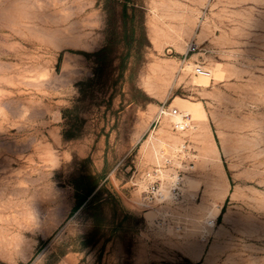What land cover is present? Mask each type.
Instances as JSON below:
<instances>
[{
	"label": "rangeland",
	"instance_id": "1",
	"mask_svg": "<svg viewBox=\"0 0 264 264\" xmlns=\"http://www.w3.org/2000/svg\"><path fill=\"white\" fill-rule=\"evenodd\" d=\"M0 264H264V0H0Z\"/></svg>",
	"mask_w": 264,
	"mask_h": 264
},
{
	"label": "built area",
	"instance_id": "2",
	"mask_svg": "<svg viewBox=\"0 0 264 264\" xmlns=\"http://www.w3.org/2000/svg\"><path fill=\"white\" fill-rule=\"evenodd\" d=\"M195 72L199 75L211 77L212 71L202 64H196ZM173 115L178 116L177 120L174 121V127L177 130H186L191 127L192 119L188 113H182L179 109L173 110Z\"/></svg>",
	"mask_w": 264,
	"mask_h": 264
},
{
	"label": "bare ground",
	"instance_id": "3",
	"mask_svg": "<svg viewBox=\"0 0 264 264\" xmlns=\"http://www.w3.org/2000/svg\"><path fill=\"white\" fill-rule=\"evenodd\" d=\"M159 66V65H157ZM199 81L201 84H208L209 83V77L206 76H200ZM188 101V100H187ZM187 101H180L179 106L187 113L193 114L196 117H203L204 116V111L202 107L199 104H192L191 102ZM174 118H179L178 116H175ZM173 118V119H174ZM170 192V191H168ZM166 193V192H165ZM167 194V193H166ZM165 194V195H166ZM169 194V193H168ZM167 196V195H166ZM150 215H153L152 212H150ZM210 220V219H209ZM212 221V220H211ZM214 223V222H213ZM212 226V225H211Z\"/></svg>",
	"mask_w": 264,
	"mask_h": 264
},
{
	"label": "trees",
	"instance_id": "4",
	"mask_svg": "<svg viewBox=\"0 0 264 264\" xmlns=\"http://www.w3.org/2000/svg\"><path fill=\"white\" fill-rule=\"evenodd\" d=\"M93 191H94V187H91L86 191H83L80 188H78L77 189V197H78L77 206L80 207L81 205H83L88 199V197L92 194Z\"/></svg>",
	"mask_w": 264,
	"mask_h": 264
}]
</instances>
